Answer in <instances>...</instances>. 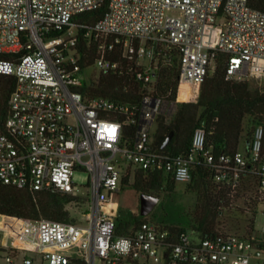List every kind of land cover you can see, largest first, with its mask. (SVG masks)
<instances>
[{"label": "built area", "instance_id": "1", "mask_svg": "<svg viewBox=\"0 0 264 264\" xmlns=\"http://www.w3.org/2000/svg\"><path fill=\"white\" fill-rule=\"evenodd\" d=\"M106 1L0 0V74L16 78L0 130V183L91 204L82 218L71 214L68 222L0 215V261L250 264L264 251V228L247 237L219 233L203 239L147 219L119 233L116 196L137 171L188 183L197 166L210 164L214 182L234 191L247 174H256L264 205L263 125L255 127L249 147L233 155L208 147L204 126L195 129L187 153L159 149L152 138L159 117L174 118L182 100L199 96L221 55L227 57V79H257L264 86V11L250 0H109L92 27L80 22V13ZM80 29L97 54L86 68ZM118 50L121 59L114 60ZM92 67L130 73L140 84L141 101L85 96L79 88L100 77L84 78ZM168 80L174 83L165 88ZM129 124L138 125L136 139L121 146ZM82 170L89 173L88 194L79 193L74 179Z\"/></svg>", "mask_w": 264, "mask_h": 264}, {"label": "trees", "instance_id": "2", "mask_svg": "<svg viewBox=\"0 0 264 264\" xmlns=\"http://www.w3.org/2000/svg\"><path fill=\"white\" fill-rule=\"evenodd\" d=\"M109 0L99 9L80 13L79 20L92 27L105 14ZM250 6L264 11V0H250ZM85 29H80V50L83 67H89L97 58L93 44L88 48L84 40ZM27 50H21V54ZM114 60L121 59L120 50L112 54ZM227 57L221 55L216 69L206 77L199 96L194 100H182L177 115L172 120L161 116L157 119V128L152 133L155 145L161 149L169 134L173 137L165 150L174 154L187 153L191 149L192 136L195 129L204 126L208 132L207 146L218 155L235 154L245 140L246 147L252 140L257 125L264 126V90L253 89L250 81H232L226 78L225 64ZM174 82H165V88H170ZM16 87V78L11 75L0 74V130H5L9 115V100ZM85 96L104 97L120 100L125 103L138 104L141 101L140 84L131 79L130 73L124 71H108L100 73L98 80L85 83L79 88ZM138 125L126 126L121 146L134 143ZM264 153V140H263ZM214 167L210 164L199 165L193 171V179L187 183L186 191L194 194L195 203L185 214L183 224L165 225L174 233L182 230L194 231L200 238L213 237L219 233H231L222 230L219 223L224 217H231L236 191L228 186H219L214 182ZM254 179L258 185L256 174H247L245 180ZM128 184V181H125ZM177 182L167 179L162 173H148L137 171L132 186L137 193H165L175 191ZM131 185V184H130ZM73 199L51 191H32L0 183V215L16 216L31 221L48 219L55 222L74 220L68 204ZM259 201L251 198L248 209H239L245 221L244 233H233L243 237L250 236L255 231L256 215ZM251 217H245V212ZM128 217V218H127ZM126 218L119 216V233H128L132 226L147 220L140 214H129Z\"/></svg>", "mask_w": 264, "mask_h": 264}, {"label": "rangeland", "instance_id": "3", "mask_svg": "<svg viewBox=\"0 0 264 264\" xmlns=\"http://www.w3.org/2000/svg\"><path fill=\"white\" fill-rule=\"evenodd\" d=\"M100 74V69L96 67L89 68L84 71V78L91 80L92 78H97ZM251 87L253 89L264 90V86L260 80L252 79L250 80ZM167 120H172L168 118ZM157 122L153 125V131L157 128ZM241 150H245L246 143L245 140L241 142ZM75 182L78 185L80 194H88V185H89V173L87 171H78L74 175ZM133 182V181H132ZM131 185L125 186L123 190L116 196V200L120 203L119 216L126 218L129 214H140V193H137L134 187ZM187 183L177 182L175 191L170 194H157L151 193L152 195L159 196L161 198L159 204L155 209L148 215L146 218L151 222L160 225H173V224H183L185 221V214L192 209L195 203V195L188 193L186 191ZM238 197L235 196L234 208L231 217H224L219 223V227L227 232L231 233H244V227L246 225L243 217H241L239 209L245 210L248 209V203L251 202V198L254 200L257 199L259 202L258 196V185L255 183L254 179L247 178L243 182L240 190L238 191ZM90 202L84 203L82 206H79L75 203L68 204V208L71 211V214L75 217L82 218L83 211L90 209ZM245 217L250 218L251 213L245 212ZM128 218V217H127ZM264 228V205L259 203L258 213L256 215V224L255 230L261 231ZM188 231H191L188 229ZM1 237V234H0ZM34 255V254H33ZM37 258V255L35 256ZM0 264H4L3 261H0ZM229 264H237L234 259L230 261ZM250 264H264V251L261 257H254L251 260Z\"/></svg>", "mask_w": 264, "mask_h": 264}, {"label": "water", "instance_id": "4", "mask_svg": "<svg viewBox=\"0 0 264 264\" xmlns=\"http://www.w3.org/2000/svg\"><path fill=\"white\" fill-rule=\"evenodd\" d=\"M173 137V133L169 134L166 138L164 144L162 145V148H165L167 144L170 142V140ZM161 198L156 195L148 194V193H142L140 194V215L141 216H148L155 207L159 204ZM260 254V251L257 253Z\"/></svg>", "mask_w": 264, "mask_h": 264}, {"label": "bare ground", "instance_id": "5", "mask_svg": "<svg viewBox=\"0 0 264 264\" xmlns=\"http://www.w3.org/2000/svg\"><path fill=\"white\" fill-rule=\"evenodd\" d=\"M12 227V223H10V222H7V227Z\"/></svg>", "mask_w": 264, "mask_h": 264}]
</instances>
